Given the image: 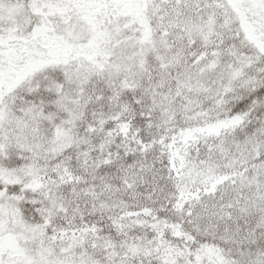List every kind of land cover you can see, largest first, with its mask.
<instances>
[{
	"label": "snow or ice",
	"instance_id": "6c2138e0",
	"mask_svg": "<svg viewBox=\"0 0 264 264\" xmlns=\"http://www.w3.org/2000/svg\"><path fill=\"white\" fill-rule=\"evenodd\" d=\"M0 264H264V0H0Z\"/></svg>",
	"mask_w": 264,
	"mask_h": 264
}]
</instances>
